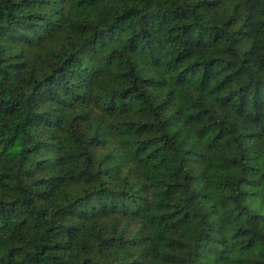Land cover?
I'll use <instances>...</instances> for the list:
<instances>
[{
    "label": "trees",
    "instance_id": "trees-1",
    "mask_svg": "<svg viewBox=\"0 0 264 264\" xmlns=\"http://www.w3.org/2000/svg\"><path fill=\"white\" fill-rule=\"evenodd\" d=\"M0 264H264V0H0Z\"/></svg>",
    "mask_w": 264,
    "mask_h": 264
}]
</instances>
